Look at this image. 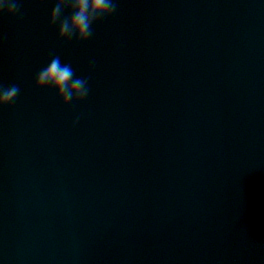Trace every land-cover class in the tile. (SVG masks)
Wrapping results in <instances>:
<instances>
[{
	"label": "clouds",
	"instance_id": "9594fccd",
	"mask_svg": "<svg viewBox=\"0 0 264 264\" xmlns=\"http://www.w3.org/2000/svg\"><path fill=\"white\" fill-rule=\"evenodd\" d=\"M34 3L38 4L40 0H34ZM52 3L48 26L55 27L56 39L63 43H85L93 36V26L117 10V0H52ZM2 17L21 18V0H0ZM88 81L89 77H77L72 66L62 63L57 55L36 74L33 87L54 92L61 106H66L86 99L90 91ZM19 93L16 84L0 85V109L11 106ZM78 120L79 116L73 123Z\"/></svg>",
	"mask_w": 264,
	"mask_h": 264
}]
</instances>
